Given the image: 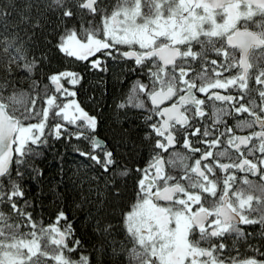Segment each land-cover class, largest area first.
<instances>
[{
  "label": "snow or ice",
  "instance_id": "6c2138e0",
  "mask_svg": "<svg viewBox=\"0 0 264 264\" xmlns=\"http://www.w3.org/2000/svg\"><path fill=\"white\" fill-rule=\"evenodd\" d=\"M0 264H264V0H0Z\"/></svg>",
  "mask_w": 264,
  "mask_h": 264
},
{
  "label": "trees",
  "instance_id": "16d2710c",
  "mask_svg": "<svg viewBox=\"0 0 264 264\" xmlns=\"http://www.w3.org/2000/svg\"><path fill=\"white\" fill-rule=\"evenodd\" d=\"M64 64H66V61H64ZM54 67H60V65L58 64H54ZM91 87V86H90ZM93 89H96L97 87H95V85H92ZM91 88V89H92ZM92 91V90H91ZM92 96H98L99 92L93 90L92 93L90 94ZM108 106H104L102 105L101 108L104 109L103 111V116H102V120L104 122V127H105V131H106V135L110 129V126L113 122V120L117 119V113H115L112 108H111V104L107 103ZM100 108V107H99ZM121 120H123V117H120ZM61 151H65L63 148L61 149ZM68 157H69V163L68 165H66V167L71 168L73 171H75L76 166L79 164V160H76L75 162L72 161L71 157H72V153L71 150H68ZM57 160H53L51 156H48L47 160L45 161V163L47 164V166L53 170H55L56 164H57ZM81 170L83 171V167H81ZM71 174V173H69ZM71 215V213H70Z\"/></svg>",
  "mask_w": 264,
  "mask_h": 264
},
{
  "label": "flooded vegetation",
  "instance_id": "af4514ba",
  "mask_svg": "<svg viewBox=\"0 0 264 264\" xmlns=\"http://www.w3.org/2000/svg\"><path fill=\"white\" fill-rule=\"evenodd\" d=\"M68 67H75L76 65L74 64H68V61H66V64ZM99 80H100V77L99 76H96V77H92V76H89L88 77V80L87 82L85 83V94L87 96H92L90 95L92 93L93 89L92 88V85L95 87H97L99 85ZM91 86V87H90ZM100 87H104L105 85H99ZM92 88V89H91ZM106 88H107V94L109 96V99L107 101V103H110L111 104V96H112V93L113 91L115 90L116 92H119V89L116 88L114 89V85H113V82L110 80V79H106ZM92 90V91H91ZM80 99L84 101L85 105H88V100L85 98V95H81L80 96ZM89 107H94V106H91V105H88ZM98 114H100V128H99V132H100V139L101 141L103 142L104 140V137L106 136V131H105V127H104V122L102 120V116H103V111L104 109L103 108H95L94 109Z\"/></svg>",
  "mask_w": 264,
  "mask_h": 264
}]
</instances>
